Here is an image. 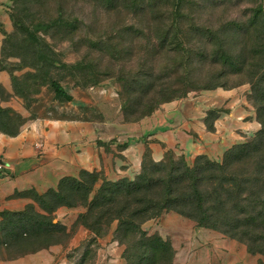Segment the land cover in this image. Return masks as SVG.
Returning <instances> with one entry per match:
<instances>
[{"label": "rangeland", "instance_id": "rangeland-1", "mask_svg": "<svg viewBox=\"0 0 264 264\" xmlns=\"http://www.w3.org/2000/svg\"><path fill=\"white\" fill-rule=\"evenodd\" d=\"M182 11L181 33L167 42L182 47L167 54L152 45L158 29L150 11H104L89 0H12V31L1 48L5 78L0 96L15 98L24 111L1 108L7 113L0 112V131L11 133L22 122L40 118L109 121L124 133L85 147L87 155L103 152L100 171L77 168L65 158L66 148L53 163L59 172L53 187L15 192L14 203L0 205V261L44 264L50 252V264H264L263 183L259 192L247 183L245 202L234 210L244 209L243 214L214 228L173 211L133 218L145 204L128 198L107 203L96 197L103 182L135 181L143 166L150 170L183 158L192 167L197 157L220 163L233 147L250 142V162L237 167L251 172L260 164L264 169V135L258 136L264 130V95L254 93L248 82V75H261L264 69L258 16L264 13V0H184ZM225 48L239 68L214 62L218 55L224 58ZM180 62V69L169 72ZM185 72L193 91L135 119L153 105V92ZM51 80L72 101L54 99ZM215 82L224 86L202 89ZM152 83L155 88H148ZM1 88H11L13 94ZM259 88L264 90V82ZM154 113L173 134L133 136L136 131L129 125L147 122ZM82 171L97 175L92 193L71 195L72 207L60 203L52 192L62 179L82 180Z\"/></svg>", "mask_w": 264, "mask_h": 264}, {"label": "trees", "instance_id": "trees-1", "mask_svg": "<svg viewBox=\"0 0 264 264\" xmlns=\"http://www.w3.org/2000/svg\"><path fill=\"white\" fill-rule=\"evenodd\" d=\"M89 1H93L94 4L100 5L104 11H113L116 9H134L139 12L150 11V15H152V26L158 29L154 36V41L156 42H153V47H157L156 49H159L158 51H160V53L165 51L167 54L178 51L176 45L182 47L178 42L173 46L167 45V42L170 35L176 37L181 33L178 23L181 19L185 18V13L182 11V3L184 0ZM258 12L259 11L255 12V16ZM258 16L260 18L259 32L261 34L263 48L261 51L263 67L264 13L261 12ZM10 18L13 20L11 14ZM165 21L170 24L163 25ZM155 22L158 23L157 26H154ZM171 30H173L172 34H170ZM219 47H223V45L220 44ZM165 48L167 49L165 50ZM219 53L220 50H218V54ZM223 53L224 58L218 55V60L215 59L214 62L218 61L223 67L235 66L239 68L238 60H235L233 56L230 55V52H227L226 48ZM244 63H247V61H242V66L240 68L244 67ZM183 64L184 62L175 64L171 67L169 72L171 70L177 71L176 68L180 69ZM169 72H167V74ZM239 72L240 70L237 71V76L240 75ZM167 76L168 77H165L168 79L172 77L170 75ZM248 78V82L254 87L252 88L254 93L258 92L257 95L259 97L264 95V90L259 88V85L264 82V69L261 75H248ZM158 79H160V76ZM154 83L149 84L148 88H155ZM50 86L54 94V99L65 102L72 101V96L59 83L51 80ZM222 86H224V83L215 82L212 86H204L202 89H214ZM161 88L162 89L152 94L153 101H155L153 105L146 111L140 113L135 119L146 117L150 115L159 104L169 102L174 98H181L188 92L194 90L191 79L186 75V72L175 80L167 82L166 86ZM173 88L179 89L172 90ZM6 111L7 110L0 108V112ZM133 112L137 113V108H135ZM21 125L17 130L11 133L4 131L0 132L8 136H15ZM263 135L264 130H261L258 136L261 137ZM252 147V142L242 146H235L226 152L220 163H214L203 157H197L192 167H188L184 163L183 158L175 162H162L154 165L150 170H147V168L143 166L142 168L144 169H142V173L135 181L123 180L115 183L103 182L99 187L100 189L96 197L107 203H114L118 199L128 198L132 199L136 204H145L146 206L140 205L141 207H145L139 212L131 214L133 218L139 216L140 213L158 214L161 211H173L185 218L193 219L199 226H211L214 228L221 220L233 221L234 218H239V216L243 214L244 209L243 211H237V213L234 212V210L242 208L241 203L245 202L243 192L246 189L245 186H247V183L252 184L258 192L261 189L260 185L262 183L264 185V169L261 168L260 164L256 165V171L252 169L251 172H249V170L240 171L238 168L239 166L244 167L250 162ZM80 175L82 180H76L74 178L62 179L59 183L57 192H52V194L61 201L60 203L72 207L74 205V199L72 197L75 193L83 191L84 196L82 197L84 198L92 193V185L96 182L97 175L85 171H82ZM258 192H254V197H258ZM138 196L140 198L134 199V197ZM69 198H72V200H69ZM125 204L126 206L124 209H127L128 202H125ZM105 205L107 204H103V206ZM238 227V224H236L234 227L235 231Z\"/></svg>", "mask_w": 264, "mask_h": 264}, {"label": "crops", "instance_id": "crops-1", "mask_svg": "<svg viewBox=\"0 0 264 264\" xmlns=\"http://www.w3.org/2000/svg\"><path fill=\"white\" fill-rule=\"evenodd\" d=\"M11 2L12 0H0V58L4 39L12 31ZM4 78L5 75L0 72V81ZM1 89L5 90V94H13L11 88ZM0 108L11 109L21 114L24 111L13 97L3 100L0 96ZM155 115L156 113L147 122L140 120L130 124V129L136 131L132 135L136 137L147 133L172 135L173 131L167 128L164 120L158 122ZM121 128V125L113 128L112 122L103 120L89 123L79 119L38 118L25 121L15 136H8L0 132V157L7 167V173L0 175L2 178L0 179V205L14 203L11 196L15 192L30 188L53 187L57 179L56 174L59 173L54 169L53 163L66 148L68 153L65 158L77 168L100 171L103 152L99 149L94 153L90 151L91 154L87 155L85 147L94 145L95 140L107 142L112 139L111 136L123 134L124 130ZM162 129H168V132L164 133ZM37 178L42 182H37ZM52 257V254L48 252L44 264H50ZM0 264L15 263L0 261Z\"/></svg>", "mask_w": 264, "mask_h": 264}, {"label": "built area", "instance_id": "built-area-1", "mask_svg": "<svg viewBox=\"0 0 264 264\" xmlns=\"http://www.w3.org/2000/svg\"><path fill=\"white\" fill-rule=\"evenodd\" d=\"M7 173V167L3 162L2 158L0 157V175H4Z\"/></svg>", "mask_w": 264, "mask_h": 264}]
</instances>
